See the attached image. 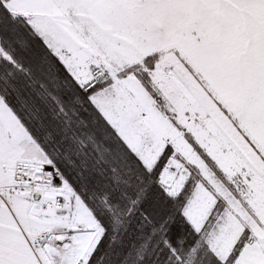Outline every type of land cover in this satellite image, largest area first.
<instances>
[{
	"label": "snow or ice",
	"instance_id": "obj_1",
	"mask_svg": "<svg viewBox=\"0 0 264 264\" xmlns=\"http://www.w3.org/2000/svg\"><path fill=\"white\" fill-rule=\"evenodd\" d=\"M0 264H264V0H0Z\"/></svg>",
	"mask_w": 264,
	"mask_h": 264
}]
</instances>
